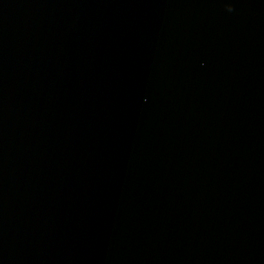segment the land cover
I'll list each match as a JSON object with an SVG mask.
<instances>
[{
    "label": "water",
    "instance_id": "1",
    "mask_svg": "<svg viewBox=\"0 0 264 264\" xmlns=\"http://www.w3.org/2000/svg\"><path fill=\"white\" fill-rule=\"evenodd\" d=\"M0 264H264V0H0Z\"/></svg>",
    "mask_w": 264,
    "mask_h": 264
}]
</instances>
